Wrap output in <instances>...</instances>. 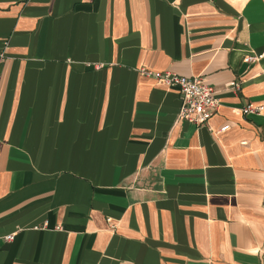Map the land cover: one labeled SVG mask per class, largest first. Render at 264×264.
<instances>
[{
	"label": "crops",
	"instance_id": "1",
	"mask_svg": "<svg viewBox=\"0 0 264 264\" xmlns=\"http://www.w3.org/2000/svg\"><path fill=\"white\" fill-rule=\"evenodd\" d=\"M141 68L203 76L217 110L177 119ZM10 232L0 264H264V0H0Z\"/></svg>",
	"mask_w": 264,
	"mask_h": 264
},
{
	"label": "built area",
	"instance_id": "2",
	"mask_svg": "<svg viewBox=\"0 0 264 264\" xmlns=\"http://www.w3.org/2000/svg\"><path fill=\"white\" fill-rule=\"evenodd\" d=\"M262 54L246 55L245 61H250ZM140 72L143 75L150 76L159 84H163L170 89H174L179 95V107L177 111V119L195 123L206 124L212 114L219 106V100L216 95L215 87L206 82L201 75L184 76L171 71H153L146 68H141ZM228 86L234 92H237L240 83L231 81ZM263 106H252L250 103L245 104L241 111L244 114H256L262 110ZM228 128L225 125L219 131ZM37 228V227H35ZM16 232H10L0 237L4 242L13 240Z\"/></svg>",
	"mask_w": 264,
	"mask_h": 264
}]
</instances>
